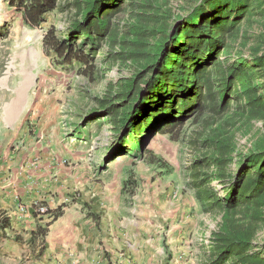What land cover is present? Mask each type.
<instances>
[{
  "label": "trees",
  "instance_id": "16d2710c",
  "mask_svg": "<svg viewBox=\"0 0 264 264\" xmlns=\"http://www.w3.org/2000/svg\"><path fill=\"white\" fill-rule=\"evenodd\" d=\"M60 0H10L39 26ZM65 30L51 26L43 47L62 65L93 78L105 56L131 74L109 81L98 111L119 145L142 156L156 133L188 135V185L203 211L221 220L209 237L207 264H264V130L246 150L237 133L264 123V0H75ZM95 111V110H93ZM97 115V116H96ZM100 123V119L95 121ZM216 182V184H213ZM55 220L61 208L51 210ZM10 225L0 211V228ZM47 227L36 235L44 237Z\"/></svg>",
  "mask_w": 264,
  "mask_h": 264
},
{
  "label": "rangeland",
  "instance_id": "374dc122",
  "mask_svg": "<svg viewBox=\"0 0 264 264\" xmlns=\"http://www.w3.org/2000/svg\"><path fill=\"white\" fill-rule=\"evenodd\" d=\"M180 1L169 0L172 6ZM75 14V0H60L58 8L33 27L25 23L22 12L11 6L10 0H0V150L23 147L25 142L26 146L42 149L40 137L51 139L57 127L58 155L64 160L63 168L73 176L72 195L78 199L88 192L84 204L87 211L94 208L96 197L99 205L105 204L110 210L119 206V221L131 217V207L135 208L143 223L140 227H172L183 221L184 227H202L198 236L201 240L195 243L200 250L194 252L193 242H187L191 250L181 260L188 262L197 255V264L199 260L207 264L204 247L221 215L203 211L188 185L191 153L187 139L196 124L191 120L174 135L154 134L140 157L129 151V146L123 150L104 116L97 114L99 118L92 120L89 114L98 111L109 81L130 75V69L107 59L105 42L96 55L103 69L93 78L82 72L79 63L62 65L44 50L46 31L51 26L65 30ZM98 119L100 123L95 122ZM260 130H264V123L259 121L248 133L238 132L239 149L246 150ZM24 138L27 140L22 141ZM256 241L264 244V226ZM149 250L153 249L147 250L150 255Z\"/></svg>",
  "mask_w": 264,
  "mask_h": 264
},
{
  "label": "crops",
  "instance_id": "0c3cea01",
  "mask_svg": "<svg viewBox=\"0 0 264 264\" xmlns=\"http://www.w3.org/2000/svg\"><path fill=\"white\" fill-rule=\"evenodd\" d=\"M50 137H40L42 149L25 142L0 150V211L10 220L0 228V264H197V255L188 262L181 259L191 250L187 242H193L194 252L200 250L195 243L201 240L202 227H184V221L172 227H140L135 208L131 217L119 221V206L110 210L96 197L94 208L87 211L88 192L78 199L72 195L73 176L58 155L57 127ZM36 201L51 210L60 207L62 213L55 220L38 215ZM21 204L28 207L25 213L19 210ZM40 226L47 227L44 237L36 235ZM204 248L209 252L208 244Z\"/></svg>",
  "mask_w": 264,
  "mask_h": 264
},
{
  "label": "built area",
  "instance_id": "2783aa9c",
  "mask_svg": "<svg viewBox=\"0 0 264 264\" xmlns=\"http://www.w3.org/2000/svg\"><path fill=\"white\" fill-rule=\"evenodd\" d=\"M33 208H34L35 213L38 214V215H48V216H50V213L48 212V208L49 207L46 204H44V203L36 201V202H34ZM27 209H28V207L26 205H24V204H21L19 206V210L22 213H25L27 211Z\"/></svg>",
  "mask_w": 264,
  "mask_h": 264
}]
</instances>
